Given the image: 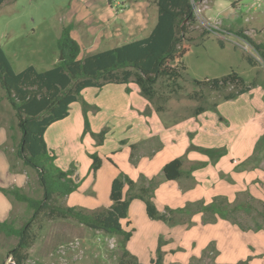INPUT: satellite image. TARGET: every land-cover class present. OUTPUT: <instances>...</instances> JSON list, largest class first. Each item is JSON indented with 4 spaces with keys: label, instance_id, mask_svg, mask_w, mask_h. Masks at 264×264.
I'll list each match as a JSON object with an SVG mask.
<instances>
[{
    "label": "rangeland",
    "instance_id": "rangeland-1",
    "mask_svg": "<svg viewBox=\"0 0 264 264\" xmlns=\"http://www.w3.org/2000/svg\"><path fill=\"white\" fill-rule=\"evenodd\" d=\"M70 1L6 0L0 6V45L15 72L30 65L37 71H44L58 63L60 51L57 40L61 28L58 18L70 6ZM102 3L105 4L106 0H100L99 4ZM194 10L196 23L191 35L195 39L182 59L185 70L178 81L181 88L176 93L169 94L167 82L161 80L158 83L157 87L162 85L165 89L162 90V95L168 96L166 105L169 111L161 115L156 113L155 119L159 120L164 128L179 124L180 127L192 131V127L189 128L192 123L190 118L195 113L191 115V109L202 102L205 105L216 102V105H221L222 113L242 112L243 116L239 121L242 127L236 129V134L242 133L243 141H246L254 130L251 126L254 121L264 122V63L234 32L243 29L244 34L264 43V0H202L194 4ZM203 30L211 32L200 38ZM219 40L223 41V45H220ZM84 53V50L80 51L79 57L82 58ZM248 55L257 59L256 65L247 62ZM231 71L240 75L246 84L256 82V85L252 86L251 91L231 100H224L221 94L206 88L199 89L194 83L219 78ZM100 89L102 90L98 91ZM100 89L84 90L78 100L71 104L68 120L54 123L46 133L48 149L53 150L56 155L54 165L64 170L71 168L77 173V189L65 197L56 199V203L87 212L110 205L112 175L115 178L121 172L130 173L128 176H134L137 181L139 172L134 166L138 165L141 157L149 159L153 154L134 157L136 153L133 152L134 145H126L129 136L127 124L133 123V118L142 119L146 116L137 112L145 97L140 92L130 95L131 89L125 84L110 83ZM198 89L204 98L199 101L191 99L190 94ZM117 97H120V101L116 102L118 108L114 109L112 106ZM98 99L105 103L104 106L96 102ZM128 101L130 105L126 103ZM147 102L149 110L153 105ZM205 108L208 111L207 105ZM198 114L199 112L196 115ZM211 119L216 121V125H207L205 130L210 134V138L217 139L219 137L214 135L218 132V124L224 122L220 121L218 116ZM185 133L183 138L180 133L178 141L175 142L176 147H183V156L186 151L193 149L192 138L198 135L194 136L193 131ZM20 137L15 112L0 87V222L12 221L16 228L24 225L32 216L33 210L27 203L16 200L12 194L6 195L1 188H19L20 192L32 198L43 197V188L39 183L37 171L25 165L15 155ZM93 153L101 159V165L96 171L91 167L90 154ZM169 183L171 184L168 185L177 188L175 181ZM159 185L157 184L153 191ZM163 187L158 190L159 193ZM126 189L125 187L124 191ZM210 206L212 210H218L216 204L211 202ZM165 208L162 207V210ZM259 209V212L263 210L262 207ZM9 210L11 212L8 217ZM222 211L223 209L219 210ZM172 213L174 219L153 220L147 216L145 204L141 200H133L128 209V220L123 221V228L132 231L129 241L125 242L121 236L93 230L74 218L50 219L39 215V219L31 225L35 242L27 250L25 264H117L125 249L139 262L148 264L156 257L158 247L163 254V262L166 255L168 261L174 256L185 258L188 252L184 250L189 239L188 237L184 239V233L189 223L182 217L183 215L191 217L194 212L189 207H176ZM243 217L244 222L249 220L244 214ZM263 218L259 216V222L262 224ZM257 230L264 233L263 225ZM206 235H210V231H202L199 234ZM17 240L16 236L0 234V264L9 263L8 251L16 245ZM226 255L232 260L236 257L232 254ZM209 256L212 259L214 254Z\"/></svg>",
    "mask_w": 264,
    "mask_h": 264
},
{
    "label": "trees",
    "instance_id": "trees-1",
    "mask_svg": "<svg viewBox=\"0 0 264 264\" xmlns=\"http://www.w3.org/2000/svg\"><path fill=\"white\" fill-rule=\"evenodd\" d=\"M5 1L0 0V6ZM201 1L153 0L157 19L147 36L82 58H79L80 45L71 35L72 26L65 25L57 40L62 59L44 71H37L30 65L15 72L0 45V87L4 91L5 99L15 112L21 133L15 155L25 165L37 171L39 183L43 188L41 199H35L20 192L19 188H1L6 195L12 194L16 200L27 203L33 210L32 216L22 227L16 228L9 220L0 222L1 233L18 238L16 245L7 254V257L11 258L15 264H25L27 260V250L35 242L31 225L39 219V215L50 219L74 218L93 230H100L112 236H121L124 242L128 241L132 235L131 230L123 228V221L128 218V209L133 200L138 199L145 204L146 214L150 219L168 220V209L159 211L152 201L151 186L138 185L122 172L111 181L108 207L87 212L57 204L56 199L65 197L76 190L78 182L74 178L73 169L64 170L54 165L56 155L47 147L45 132L52 124L69 115L71 104L78 100L84 90L100 89L110 83L137 86L156 112L164 111L168 96H163L164 88L162 85L159 87L157 85L161 80L166 81L169 94L176 93L181 88L178 81L185 70L182 59L195 39L191 35L196 23L194 4ZM210 32V30H203L199 37L204 38ZM234 33L244 40L264 63V43L257 42L251 36L244 34L243 29ZM219 43L223 45L222 40H219ZM246 60L251 65L257 64V59L251 55L246 56ZM194 83L199 86V89L206 88L221 94L224 100L242 95L256 85V82L246 84L234 71L219 78L204 79ZM199 89L193 92L194 95L190 94L191 99L199 101L204 98L203 93H199ZM203 104L202 102L199 105ZM203 108V106L197 107L198 111ZM147 110L146 113L149 114ZM192 148L205 153L213 161L223 152L220 149H206L193 145ZM90 157L92 169L98 170L101 159L96 153L90 154ZM200 164H193L190 170ZM182 165L181 157L165 163L162 168L164 178L178 179L183 174ZM125 187L126 191H124ZM117 264L143 263L125 249ZM148 264H163V254L159 247L156 257L152 258Z\"/></svg>",
    "mask_w": 264,
    "mask_h": 264
},
{
    "label": "crops",
    "instance_id": "crops-1",
    "mask_svg": "<svg viewBox=\"0 0 264 264\" xmlns=\"http://www.w3.org/2000/svg\"><path fill=\"white\" fill-rule=\"evenodd\" d=\"M152 1L106 0L105 4H99L100 0H71L70 6L59 15L60 32L63 26L68 24L72 26L71 35L79 43L81 51H85L83 57L119 46L150 33L157 19V10ZM128 86L131 89L130 95L140 92L137 86V88L133 84ZM115 99L112 107L117 109L116 102L120 101V97ZM144 99L137 112L146 116L142 119L133 118V123L127 124L129 136L126 145H134L133 152H136L134 157L149 156L151 153L153 156L150 155L149 159L141 157L138 165L134 166L139 172L137 181L134 176L129 177L138 185L151 186L154 204L160 211H163L162 207H166L164 210L168 209L169 219H174L172 210L176 207H189L194 212L191 217L186 215L182 217H185L184 221L189 223L184 233V239L186 237L189 239L184 250L188 254L185 258L174 256L170 261L166 259V255L163 264H240L242 262L264 264V233H259L257 230L262 225L264 228V224L259 222V216L264 215V122L255 120L251 125L254 130L245 139L246 141H243L242 133L236 134V129L242 127L239 122L243 116L242 112L222 113L221 105H216V102L206 104L208 111L205 104L198 105L204 107L199 111L198 106H195L190 113L196 115L199 112V114L190 118L192 123L189 128L192 127L194 136L198 135L192 138V145L206 149H220L223 152L214 161L196 149L186 151L183 156V147H176L175 142L178 141L180 133L183 138L185 132L192 131L180 127L179 124L164 128L155 117H157L156 113L161 115L169 111L167 105L162 112H156L153 107L147 110L148 102ZM96 102L100 106L105 104L100 99ZM126 103L130 105L129 101ZM146 110L150 113L147 114ZM217 116L224 123L218 124V132L214 135L219 138H210V134L205 129L207 125H216V121L211 118ZM69 117L70 112L62 121H67ZM253 118L258 119V117ZM48 129L45 132V141ZM180 157L183 159V174L176 180H166L162 172L163 165ZM198 163L201 164L190 170L193 164ZM128 174L131 175L126 173ZM76 175L77 173H74L75 179ZM160 181L162 182L159 185ZM171 181H175L177 188L168 185ZM157 184L159 186L153 191ZM162 186L164 187L159 193L158 190ZM211 202L217 205V211L211 209ZM259 207L263 209L261 212ZM221 209L223 211L219 212ZM243 214L249 220L244 222ZM206 229L210 231V235L199 236L202 231H207ZM210 254H214L212 259ZM226 254L236 257L232 260ZM238 254L243 255L238 256ZM192 259L196 260L192 261Z\"/></svg>",
    "mask_w": 264,
    "mask_h": 264
},
{
    "label": "built area",
    "instance_id": "built-area-1",
    "mask_svg": "<svg viewBox=\"0 0 264 264\" xmlns=\"http://www.w3.org/2000/svg\"><path fill=\"white\" fill-rule=\"evenodd\" d=\"M8 258V257H7ZM9 259V263L8 264H15L11 258H8Z\"/></svg>",
    "mask_w": 264,
    "mask_h": 264
},
{
    "label": "water",
    "instance_id": "water-1",
    "mask_svg": "<svg viewBox=\"0 0 264 264\" xmlns=\"http://www.w3.org/2000/svg\"><path fill=\"white\" fill-rule=\"evenodd\" d=\"M60 59H62V55H61V52H60Z\"/></svg>",
    "mask_w": 264,
    "mask_h": 264
}]
</instances>
